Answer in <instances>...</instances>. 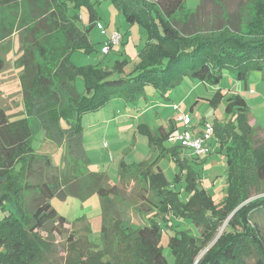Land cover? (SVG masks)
<instances>
[{"label": "trees", "instance_id": "obj_1", "mask_svg": "<svg viewBox=\"0 0 264 264\" xmlns=\"http://www.w3.org/2000/svg\"><path fill=\"white\" fill-rule=\"evenodd\" d=\"M9 1L0 0V5ZM69 1L76 6L90 3L42 0L43 5H38V0H30L34 6V25L27 33L28 41L21 44L18 62L22 68L20 80L26 116L12 120L0 106V211L5 213L0 219V264H168L161 244L160 222L153 219L134 228L115 201L119 187L110 183L106 173L90 170L81 118L117 97L136 103L145 95L148 85L165 95L185 75L213 84L221 80L227 69L234 71L238 79L246 78L253 69L264 71V0H257L247 33L228 21L214 22L219 27L198 34L186 32L190 24L182 26V30L173 23L174 16L186 8V0H113L127 21L139 22L149 32V39L139 53L140 62L130 73L123 68L129 62L126 58L112 66L77 65L71 60L73 51L89 53L93 44L86 28L78 22L80 15L68 7ZM193 21L189 20L191 24ZM38 29L48 33L60 30L65 37L61 47L50 48L54 53L49 59L51 64L37 59V48L40 55L48 54L45 43L34 38ZM29 42L35 47L28 46ZM3 67L4 60L0 57V69ZM80 77L84 91L77 85ZM225 94L218 91L217 101ZM227 101L228 113L246 111V101L240 94H228ZM213 124L219 150L226 157L228 185L223 200L216 202L205 188L191 185L193 193L184 200L179 191L167 188L169 184L162 170H143L144 182H149L154 196L150 201L160 212L172 209L200 228V235H194L167 224L174 231L168 244L175 264H249L250 259H255V264H264V231L254 221L256 213L264 212V194L258 196L264 192L261 188L264 138L261 145L252 146L254 126L246 121L240 127L232 122ZM41 129L47 139L64 150L65 169L59 174L52 170L50 155L32 145L35 132ZM147 132L149 142L158 150L156 159L148 166H154L168 153L175 154L186 165L178 149L164 145L170 132L157 136L148 128ZM249 151L255 159L250 165ZM94 193L102 199L101 243L92 242L86 235V242L78 245L75 229L68 227L67 218L58 214L51 199H65L70 194L86 198ZM68 229L70 251L61 263L53 235H64Z\"/></svg>", "mask_w": 264, "mask_h": 264}, {"label": "rangeland", "instance_id": "obj_2", "mask_svg": "<svg viewBox=\"0 0 264 264\" xmlns=\"http://www.w3.org/2000/svg\"><path fill=\"white\" fill-rule=\"evenodd\" d=\"M89 1V5L80 4V6H76L73 1L68 2L71 12L80 15L78 22L86 28L93 44L92 51L89 53L82 50L73 51L71 60L77 65L101 64L106 66L108 64L112 66L117 60L126 58L129 62L123 66L125 73L135 70L141 58L139 53L149 39L148 29L139 22L127 21L113 0ZM256 2L257 0H203L202 5V0H186V8L174 16L173 23L180 29L185 24H190L185 26L188 29L186 32L196 31L198 34L202 30L219 27L214 22L221 24L231 21L234 22L235 27L247 33L249 30L247 23L252 19ZM37 4L41 5L42 0H38ZM33 7L30 0H10L0 5V57L4 60V67L0 69V106L5 109L12 120L26 116L20 80L22 68L18 62L22 55L21 44L23 41L25 43L28 41L27 33L34 25ZM23 18H28L30 22L22 21ZM192 19L193 24L189 22ZM99 23L104 29L98 27ZM5 27L8 28L7 31L4 30ZM116 30L123 34V40L113 46L110 54L102 53V44L108 42ZM34 36L39 42L45 43L46 51H48V54L40 55L38 48L36 50L37 59L43 64L49 63V59L54 54L50 52V48H59L65 42L63 32L60 30L48 33L38 29L35 30ZM35 45H31L30 42L28 44L30 47H35ZM77 85L80 91H84L83 78L77 79ZM218 91L225 92L227 95L240 94L246 101V111L241 114L228 113L226 111L227 95L225 94L226 96L217 101ZM145 94L149 95L150 99H154L155 96L160 97L152 102L149 101L150 107L145 111L137 110L144 107L142 101H137L138 104L135 105L136 103L132 104V102H125L118 98L97 110L83 114L81 118L82 140L90 158V170L106 173L110 183L119 187L120 191L115 201L119 204V210L123 215L130 218L128 222L134 228L145 225L153 219L160 222L163 227L161 241L163 253L168 264H175L174 253L168 244L170 235L174 231L172 226L167 224H172L178 230H188L194 235H200V228L191 219L176 215L172 209L160 212L158 207L150 201L154 198L153 194L148 190L144 191V181L132 180L135 176L131 178L132 176L123 172V169L146 163L148 158H153L152 154L155 152L149 143L147 128L152 131L158 130L160 124L168 127L172 120L175 126L173 131L175 137L167 139L164 143L168 147L178 149L187 160H185L186 165H182L183 161L173 156L161 159L160 163L169 184L167 188L179 191L181 198L187 200L193 193L189 185L194 188L203 187L216 202L223 200L228 185L226 157L224 152L218 149L219 144L217 146L215 134L204 143L209 148V152L200 155L193 147L184 146L180 135L186 129L193 136L197 135L196 131L205 129L206 121L223 124L232 122L238 127L246 121L249 126H254V135L252 139L250 138L252 146L261 145L264 138V71L253 69L246 78L238 79L234 71L227 69L221 80L213 84L185 75L176 86L170 87L165 95L151 85L145 87ZM120 102H123L121 109L125 108V112L121 114H119L122 111L119 108ZM118 103L119 105L114 108L113 104ZM114 113L117 114V118H112ZM185 115L191 119L189 125L180 119ZM32 145L37 151L50 155L54 173L59 174L65 169L63 148L47 139L43 129L35 132ZM240 147L241 145L237 146L239 152L242 150ZM248 157V165L253 164L255 159L251 151L248 152ZM138 177L140 178V175ZM192 177L196 178L191 179ZM128 179L130 183L127 185L124 181ZM261 188L264 191V182L261 183ZM263 194L264 192L258 196ZM51 204L58 214L67 218L68 227L75 229L74 236L78 245L86 242V235L92 242L100 245L104 225L100 195L94 193L82 198L70 194L65 199L52 198ZM4 215L5 213L0 211V219ZM254 221L264 231V212L256 213ZM224 226L225 224L220 228L218 236L222 233ZM70 232L68 229L64 235L56 233L53 235L55 243L58 244L57 258L61 263L70 251V239H68ZM42 233L44 237H48L47 233ZM86 250H88L87 247ZM254 261L255 259H250L249 264H255Z\"/></svg>", "mask_w": 264, "mask_h": 264}, {"label": "crops", "instance_id": "obj_3", "mask_svg": "<svg viewBox=\"0 0 264 264\" xmlns=\"http://www.w3.org/2000/svg\"><path fill=\"white\" fill-rule=\"evenodd\" d=\"M188 8V7H187ZM188 9H191V8H188ZM191 10H193V9H191ZM163 95V94H162ZM123 99L125 102H128V101H126L124 98H122V97H117V98H114L115 100H117V99ZM155 99H160V97L159 96H155L154 97V99H150V97H149V95H144V96H142L140 99H139V101H142L143 103H144V107L143 108H140V109H137V110H142V111H145L146 109H148L149 107H150V105H149V101H153V100H155ZM113 100V99H112ZM111 100V101H112ZM123 100H120V101H123ZM138 101V102H139ZM141 102V103H142ZM111 103V102H110ZM114 103V102H113ZM122 103L123 102H120V106H119V108H120V110H122L121 108V106H122ZM132 104H135V103H132ZM138 103H136L135 105H137ZM114 106V108L116 107V106H118L119 105V103L118 104H113ZM127 105V104H126ZM131 108V107H130ZM133 109V108H132ZM115 112V111H114ZM121 112H125V108H123V110L122 111H120V113L119 114H121ZM130 112H132L131 110H130ZM133 113V112H132ZM146 114V112L143 114V116ZM118 116H117V114L116 113H114V115H112V118H117ZM144 124H146V122L144 123ZM170 125H171V127H170ZM149 129V128H148ZM150 130V129H149ZM175 130V126L173 125V121L172 120H170V122H169V126L168 127H166L164 124H160L159 125V127H158V130H154V131H152V130H150L152 133H154L156 136H157V133H160V132H163V133H168V132H170V136L168 137V139H172V138H174L175 137V134H174V131ZM203 130H200L199 132L198 131H196L195 132V134H197V135H200L201 134V132H202ZM197 135H194V136H197ZM166 141V140H165ZM164 141V142H165ZM217 142V141H216ZM150 143V142H149ZM151 144V143H150ZM164 145H165V143H164ZM151 146H152V144H151ZM166 146V145H165ZM217 146H218V142H217ZM166 147H168V146H166ZM152 148H153V150H154V152H155V154H152V156H153V158H148V160H147V162L146 163H141V164H137V165H132V166H128V168H124L123 169V172H126L128 175H131L132 177L131 178H133V176H135L134 177V179H132V180H141V181H144V174H142V172H143V170H150V171H152V172H157V171H159V170H162V172H163V174H164V170H163V167H162V165H161V159L163 158V157H166V156H173L175 159H176V155L175 154H172V153H168V155L166 154V155H164V156H162L161 158H160V160H158L157 161V163L154 165V166H148L153 160H155L156 159V157H157V154H158V150L157 149H154V147L152 146ZM168 148H173V147H168ZM218 149H219V147H218ZM40 152V151H39ZM208 152H209V150H208ZM180 156H181V158L183 159H186L187 160V158L185 157V156H183L182 154H180ZM185 161V160H184ZM145 167H147V168H145ZM130 171V172H129ZM140 175V178L138 177ZM127 185H128V183H130V180L128 179V181L127 180H125L124 181ZM140 182V181H139ZM145 183V186H144V191H146V190H148L149 192H151L152 193V189L149 187L150 185H149V182H144ZM153 194V193H152Z\"/></svg>", "mask_w": 264, "mask_h": 264}, {"label": "built area", "instance_id": "obj_4", "mask_svg": "<svg viewBox=\"0 0 264 264\" xmlns=\"http://www.w3.org/2000/svg\"><path fill=\"white\" fill-rule=\"evenodd\" d=\"M98 27L100 29H104L102 24H98ZM123 40V34H121L118 30H116L108 42L105 43V45L102 47L103 53H108L114 45L119 44ZM181 120H184L186 125H189L191 123V119L188 115L181 116ZM214 135V124L206 121L205 123V129L201 132L199 136H193L191 132L186 129L181 135L180 138L182 140V144L184 146L193 147L195 152L199 155L208 152L209 148L204 145V143L211 138Z\"/></svg>", "mask_w": 264, "mask_h": 264}]
</instances>
